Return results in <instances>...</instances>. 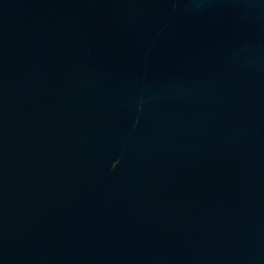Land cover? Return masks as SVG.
<instances>
[{
	"label": "water",
	"instance_id": "water-1",
	"mask_svg": "<svg viewBox=\"0 0 264 264\" xmlns=\"http://www.w3.org/2000/svg\"><path fill=\"white\" fill-rule=\"evenodd\" d=\"M0 264H264V0H0Z\"/></svg>",
	"mask_w": 264,
	"mask_h": 264
}]
</instances>
